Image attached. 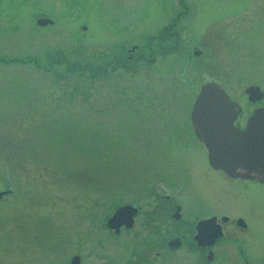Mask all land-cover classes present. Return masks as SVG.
Wrapping results in <instances>:
<instances>
[{"label": "rangeland", "instance_id": "374dc122", "mask_svg": "<svg viewBox=\"0 0 264 264\" xmlns=\"http://www.w3.org/2000/svg\"><path fill=\"white\" fill-rule=\"evenodd\" d=\"M186 4L177 49L154 58L146 49L136 50V57L154 60L138 58L126 69L93 77L64 64L49 67L47 56L63 52L72 60L105 65L158 34L181 11L180 0H30L24 6L0 0V190L12 188L0 201L6 264H68L77 253L84 264H108L126 242L134 244L148 231L143 213L134 230L117 239L105 226L114 204L134 201L150 210L153 198L139 200V187L127 191L119 179L113 196L102 193L101 179L108 184L114 174L106 171L101 178L106 160L141 185L179 191L180 198L192 200L190 191L169 184L191 158L205 160L204 148L186 143L193 102L211 80L241 103L247 86L264 87V0ZM40 13L54 23L38 25ZM67 137L72 144L65 143ZM78 138L80 147L74 146ZM9 140L15 147L6 150ZM13 156L20 163L7 158ZM202 177L223 184L216 173L204 171ZM250 196L260 205L263 243L264 198L255 191ZM193 198L207 195L196 191ZM246 199L226 197L228 204L243 205Z\"/></svg>", "mask_w": 264, "mask_h": 264}, {"label": "flooded vegetation", "instance_id": "af4514ba", "mask_svg": "<svg viewBox=\"0 0 264 264\" xmlns=\"http://www.w3.org/2000/svg\"><path fill=\"white\" fill-rule=\"evenodd\" d=\"M167 26L172 27L170 24ZM168 32L173 33L169 29ZM260 87L264 90V87ZM245 96L247 100L240 103L242 111L234 121L239 128L247 125L249 116L257 107L264 106V96L256 102L250 101L246 93ZM186 129L191 137V141L187 138L186 143L197 142L204 148L202 156L205 160H201V157L191 158L189 165L177 172L178 179L175 178V183L169 185L174 189L181 188V192L182 189L184 192L190 191L192 200L180 198L179 191L166 193L162 187L156 189L155 186L144 183L138 190L142 193L139 200L153 196L150 202L152 208L143 210L131 200L133 202L130 204L139 208L134 217V225L131 228L121 226L120 231L114 229L112 234L116 236L115 239L122 234H129L138 224L137 218L141 213L145 218L144 224L151 226L134 244L126 242L128 247L124 251L120 249L119 253L109 257L108 264H264V242L259 241L258 235L261 225L257 213L260 205L253 199L256 196H250V191H255L264 198V182L232 176L224 169L215 167L210 162L209 149L196 136L191 120ZM181 147V144L177 145V149ZM197 164L200 165L199 168L195 167ZM204 171L222 177L223 184L218 185L213 179L203 178ZM160 179L161 175L156 180ZM196 191L206 194L207 200L193 198ZM239 195L247 198L243 205L235 202L228 204L226 201V197L234 198ZM0 227L3 229L1 221ZM3 238L0 235V245ZM1 250L0 248V264H6ZM18 252L19 246H16L13 253ZM71 260L68 264H71ZM14 262L9 264H20L19 261ZM81 264H84L82 255Z\"/></svg>", "mask_w": 264, "mask_h": 264}, {"label": "water", "instance_id": "95a60500", "mask_svg": "<svg viewBox=\"0 0 264 264\" xmlns=\"http://www.w3.org/2000/svg\"><path fill=\"white\" fill-rule=\"evenodd\" d=\"M37 23L45 26L53 23V20L40 17ZM196 53L200 54V51ZM246 92L253 101L264 95V90L258 85L248 86ZM240 111L239 103L218 82L209 81L199 90L192 106L191 118L197 136L209 149L210 161L214 166L234 176L264 182V106L252 113L244 129L234 126ZM10 192L11 189L0 191V199ZM138 210L132 204L123 205L109 217L108 225L117 232L122 225L131 228ZM71 264H81V256L74 255Z\"/></svg>", "mask_w": 264, "mask_h": 264}, {"label": "trees", "instance_id": "16d2710c", "mask_svg": "<svg viewBox=\"0 0 264 264\" xmlns=\"http://www.w3.org/2000/svg\"><path fill=\"white\" fill-rule=\"evenodd\" d=\"M1 1H3V0H1ZM20 2L24 6V5L28 4L30 2V0H20ZM54 5H55V8H57V2ZM180 5L182 6V9L177 14L178 16H176L173 19V22L170 23V25H172V27L171 28L163 27L158 32V34L150 35L149 37H147V39H145L144 45L141 48H139V51H141L142 49L143 50L146 49L147 52L150 53V54H148L147 57H150V58L153 57L154 58L158 53L166 54L170 51H174L175 49H177L179 47V45H180L179 44L180 43V40H179L180 36L179 35L181 34V31L183 29V27L181 26V22H180L181 17L188 13V7L186 6L187 5L186 0H180ZM39 15H44V14L40 13ZM168 29H169V31L172 30L173 33H169ZM160 37H161V39H159ZM168 38H170L169 41L167 40ZM147 57L145 55L142 56L139 53L138 57H135V58L130 60L127 57V55L118 54V55H115L112 58H110L108 61H106L105 65H95L94 63H91V62H84L83 63L80 61L69 59L68 57H66L65 53L57 52L55 54H50L49 56H47L46 62L49 65V67H51L54 64H64V65H66V68L69 71H78L80 73H88L90 76L95 77L98 75L106 74L109 69H116V67H119V66H123L126 69L133 63V61L135 62L136 60H138V58H140V59L143 58L147 63L152 62L154 60V59H149ZM49 135H51V133H49ZM68 138L69 137H67V140H65V143L69 142V141L71 142V140H68ZM79 139H81V138H78L75 140V142H78V143H74V146H77V147L81 146L80 143H82V140H79ZM88 140H89V144H91L92 142H95V141H93V139H88ZM8 142L11 144L10 145L7 144ZM13 143L14 142L11 140L5 141L4 142V144H5L4 148L6 150L8 148L7 146H10L9 148H11V146L12 145L14 146V144H15V143L14 144ZM71 144H72V142H71ZM7 154H9V153H7ZM7 158L9 160L11 159L12 163L14 162V165H16L17 163H20L19 157L13 156V157H7ZM104 163L106 164L107 167L106 166L104 167L106 169L102 173L101 178H105V177H103V174H105L106 171H107V173H111V174L114 173V174L112 175V178H111L112 182H109L108 184L105 180L101 179V181H103V183H104L103 188L101 189L102 193L106 192V194L108 196H109V194L111 196V193H112V196H113V192L115 191L114 187L119 186V184H121L122 182H124V184H123V187H121V188L127 189V191L130 190V188L136 187V186L139 187L138 190H140L142 188L141 181L138 179H133L132 177H128L129 173L125 168L122 167L121 169H118V165L116 163L113 164L111 167V165H109V163H108V160H106ZM79 174H80V176H82L81 173H79ZM117 174H118V178H117ZM118 179H119V181H122V182H118ZM109 184L114 189H111ZM115 206H117V205L114 204V207Z\"/></svg>", "mask_w": 264, "mask_h": 264}]
</instances>
